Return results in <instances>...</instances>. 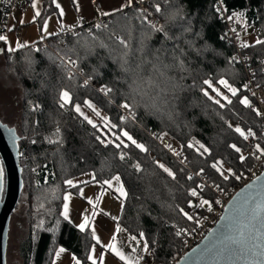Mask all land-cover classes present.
Masks as SVG:
<instances>
[{
    "label": "trees",
    "instance_id": "obj_1",
    "mask_svg": "<svg viewBox=\"0 0 264 264\" xmlns=\"http://www.w3.org/2000/svg\"><path fill=\"white\" fill-rule=\"evenodd\" d=\"M54 1L41 0L40 29L57 13ZM153 1L161 9L163 32H154L132 6L103 18V25L90 33L83 26L62 45L57 34L45 37L53 51L111 89L113 104L68 77L56 55L40 42L10 51L0 39L5 70L22 90L18 147L23 191L11 216L12 222L23 207L22 264H52L59 248L87 264L94 241L87 230L64 218L62 209L65 194L77 190L67 181L88 173L92 182L120 177L125 197L117 224L132 236L143 234L152 264H167L183 248L174 227L189 234L205 214L188 195L197 187L196 180L187 178L189 170L225 190L253 164L236 151L243 134L251 130L264 143L261 120L243 89L244 74L230 61L233 49L224 39L215 0ZM221 2L246 28L257 30L259 42L246 46L245 53L253 63L264 60V0ZM221 80L235 89L225 102L209 94L208 84ZM257 84L264 85V66L257 70ZM65 91L70 102L62 107ZM123 104L130 106L132 121L122 119L115 107ZM77 105L80 112L89 110L92 123L75 111ZM160 136L178 146L188 169L157 144ZM0 170L3 175L1 164ZM201 194L210 198L209 210L214 199L208 191Z\"/></svg>",
    "mask_w": 264,
    "mask_h": 264
},
{
    "label": "built area",
    "instance_id": "obj_2",
    "mask_svg": "<svg viewBox=\"0 0 264 264\" xmlns=\"http://www.w3.org/2000/svg\"><path fill=\"white\" fill-rule=\"evenodd\" d=\"M152 2L153 0H137L134 6L140 13H142L143 20L150 28V25L152 24L157 27H161L162 22L158 15L159 12H156L157 6L150 8ZM29 4V0H0V37H4L3 40H7L11 44L13 38L17 39L21 36L22 27L20 24L15 22V19L18 15L28 10ZM91 5L97 10H101L102 6L99 1L91 0ZM215 11L225 26L224 39L227 44L232 46L233 49L230 61L233 64L238 65L244 74L243 89L253 100L252 108L261 120L264 135V85L260 86L257 84V70L259 67L264 66V60L258 59L256 63H253L250 60V57L245 53V46L243 43V27L240 23V18L236 14H228L221 0H215ZM103 18H97L90 23H83L79 27L73 29L60 31L57 33L60 44L62 45L63 41L68 37H75L79 35L83 26H85L84 30L87 33H90L96 27L103 25ZM251 35L257 38V30L252 29ZM40 44L42 47L49 49L56 55L58 63L63 66L68 77L79 79L80 85L83 89L92 90L104 100L113 104L110 99V93L108 92L105 94V92L102 91V89H106L103 85L92 77L86 76L82 70L77 69L75 63L71 59L63 58L53 51L47 39L44 38L41 40ZM31 46L36 47L37 43ZM85 81H87V83H85ZM115 107L121 114L122 119L133 120L128 109L123 108L121 105ZM244 134L245 135L242 139H240L238 146L240 144L243 156L251 158L253 160V164L248 171L242 174L233 186L223 190L214 186L207 176L189 170L187 178L189 180H196L197 187L190 188L188 190V195L192 197L194 203L200 211H205V214L202 218L195 221V228L189 234L178 227H174L176 234L183 239V248L179 256L167 264H176V262L183 255L194 249L204 239L207 233L216 225L231 198L241 188L256 179L263 172L264 143L260 144L257 142L256 136L251 130ZM155 141L162 149L188 169L186 163H184L179 153L172 147L167 138L160 136L156 138ZM257 149H259V151H257ZM204 191H208L209 196L211 195L210 197L214 199L213 205L210 206L211 208L209 210H206V208H209V204H211L210 198L201 194ZM193 192H195L194 196L191 194ZM205 201H207V203H204ZM138 261L139 264H149L150 262L149 258L146 256L140 257Z\"/></svg>",
    "mask_w": 264,
    "mask_h": 264
},
{
    "label": "rangeland",
    "instance_id": "obj_3",
    "mask_svg": "<svg viewBox=\"0 0 264 264\" xmlns=\"http://www.w3.org/2000/svg\"><path fill=\"white\" fill-rule=\"evenodd\" d=\"M153 2L150 8L154 7ZM240 23L243 27L244 45L248 46L251 42H256L258 37L256 38L251 35L252 29L246 28L241 18ZM32 27L22 31L21 36L13 39L11 44L5 40L7 49L12 51L43 40L40 37L39 24L36 23ZM208 85H211V87L209 86V94L214 100L218 102L229 100V95L232 94L229 87H225L220 83L218 85L209 83ZM217 92H219V95H217ZM21 101L22 90L18 83L7 74L4 60L0 57V119L8 127L14 128L17 134L20 129ZM81 112L90 120H94L93 115H91L88 109H82ZM238 143H240V140ZM172 147L179 153L177 145H172ZM237 149H239L240 154L243 156L240 144L237 146ZM116 177L118 176L107 180L111 182V187L105 181L92 182L93 174L91 173L71 179L72 185H68L77 187V190L76 192L65 194L62 215L75 224L79 230H81L80 225L84 224L83 231L89 230L93 240L96 242L89 252V256L92 259L90 260L88 256L87 264H93V260H95L96 264H104L105 262H109L110 264H125V260H121L112 250L113 245L125 258L139 260L140 257L146 256L149 258V264H152L149 251L145 252L143 248L144 244H147L144 237L141 239V236H132L117 224L121 213L122 201L125 197V190L120 177L119 181L115 179ZM121 188L124 195H121ZM65 197H68L67 201ZM65 204H67V210H65ZM22 215L23 207H20L12 218L7 249V264H22L19 256V244L25 238V225ZM133 237L135 239H132ZM100 256L102 257L101 261ZM79 264L81 263L79 262Z\"/></svg>",
    "mask_w": 264,
    "mask_h": 264
},
{
    "label": "water",
    "instance_id": "obj_4",
    "mask_svg": "<svg viewBox=\"0 0 264 264\" xmlns=\"http://www.w3.org/2000/svg\"><path fill=\"white\" fill-rule=\"evenodd\" d=\"M18 139L0 119V264H7L11 216L23 191ZM176 264H264V170L231 198L216 225Z\"/></svg>",
    "mask_w": 264,
    "mask_h": 264
},
{
    "label": "crops",
    "instance_id": "obj_5",
    "mask_svg": "<svg viewBox=\"0 0 264 264\" xmlns=\"http://www.w3.org/2000/svg\"><path fill=\"white\" fill-rule=\"evenodd\" d=\"M97 1L101 3V10H97L96 8H94L91 5V0H55L54 4L57 8V13L55 15L50 16L45 21L39 31L40 37L44 39L45 37L56 35L60 31L79 27L83 23L93 22L97 18L109 17L114 13L123 11L129 7L134 6L137 0ZM29 3L30 4L28 10L18 15L15 19V22L21 25L22 31H25L28 28H33L32 26L36 25L37 18L42 10L41 0H29ZM33 5H35V7H33ZM37 12L39 13V15H36ZM257 42L258 40H256V42H251L250 45H253ZM73 225L75 226V224ZM75 227L79 230L77 226ZM87 231L89 232V230ZM94 244H96L95 241ZM61 249L63 248H59L56 251L52 264H76V262L79 261L74 254L65 249H63L64 251L61 252ZM57 253H59V255H57ZM101 258L102 257L100 256V261ZM104 264L110 263L105 262Z\"/></svg>",
    "mask_w": 264,
    "mask_h": 264
},
{
    "label": "snow or ice",
    "instance_id": "obj_6",
    "mask_svg": "<svg viewBox=\"0 0 264 264\" xmlns=\"http://www.w3.org/2000/svg\"><path fill=\"white\" fill-rule=\"evenodd\" d=\"M33 7H35V5H33ZM160 11H161L160 7L157 6V7H156V12H160ZM36 15H39V13L37 12ZM150 26H151V28L153 29L154 32H163V27H157V26L154 25V24H152V25H150ZM165 35H166V34H165ZM0 39H4V37H0ZM258 42H259V41H258ZM244 46L246 47L247 45H244ZM85 83H87V81H85ZM208 83H209L208 81H205V84H208ZM219 83L222 84V85H224L225 87H228L226 81L221 80V81H219ZM209 86L211 87V85H209ZM229 90L232 92L233 95H235V89H231V88H229ZM102 91H104L105 94H107L108 92L111 91V89H107V88H106V89H102ZM204 94H205L206 96L208 95L207 92H205ZM217 95H219V92H217ZM209 98H211V97H209ZM60 99H61V101H63V104L61 105L62 107L64 106V104H68V103L70 102V96H69V93L66 92V91L63 92V93H61ZM84 103H85V105H86L88 108H92L93 111H95V109L93 108L92 104L89 103V101L86 100ZM241 103L247 104V101H246V100H242ZM121 106H122L123 108H125V109H129V108H130V106H129L128 104H123V105H121ZM75 111H76L78 114H82V113L80 112V106H79V105H77V106L75 107ZM258 114H259V113H258ZM96 115L99 116V112H96ZM88 122H89V123H92L91 120H89ZM93 127H96V125L93 124ZM236 131H237V132H240V129H236ZM121 135H123L124 137H126L129 141H131L134 145H136V147L140 148L141 151H144L143 146L137 144L136 141L133 140L132 137L129 136L127 132H122ZM117 139H119V137H117ZM124 146L127 147L128 145L125 144ZM117 147H119V145H117ZM189 147H191V145H189ZM205 151H207V149H205ZM236 151H239V149H236ZM257 151H259V149H257ZM121 158H123V157H121ZM243 159H244V157H241V160H243ZM161 167H163V166L161 165ZM164 170H165L166 172H168L167 169H164ZM168 175L171 176L172 173H171V172H168ZM0 177H2V170H0ZM226 178H227V177H225V179H226ZM115 179H116L117 181H119V177H116ZM67 183H68L69 185H72V181H70V180L67 181ZM105 183H107V184L109 185V187L112 186L110 181H105ZM0 186H2V181H0ZM120 192H121V195H124V192H123V189H122V188L120 189ZM191 194L194 196V195H195V192H193V193H191ZM67 199H68V197H65V200H66V201H67ZM204 203H207V201H205ZM65 210H67V204H65ZM189 219H190V217H189ZM84 227H85L84 224H81V225H80V228H81L82 231H83ZM178 234H179V233H178ZM132 239H135V237H133ZM141 239H143V234H142V233H141ZM143 248H144V251H145V252L148 251V246H147V244H144ZM112 250L115 252V254H116L117 256H119V258H120L121 260H125V264H139V261L136 260L135 258H125L123 254H121L119 251H117V250L115 249V246H114V245L112 246ZM60 251L62 252V251H64V250L61 249ZM133 251H135V249H133ZM57 255H59V253H57ZM89 259L91 260L92 257L89 256ZM76 264H79V261H77ZM93 264H96L95 260H93Z\"/></svg>",
    "mask_w": 264,
    "mask_h": 264
}]
</instances>
